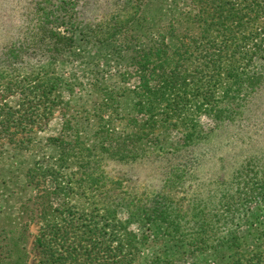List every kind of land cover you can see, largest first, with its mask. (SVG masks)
Listing matches in <instances>:
<instances>
[{"label":"rangeland","instance_id":"1","mask_svg":"<svg viewBox=\"0 0 264 264\" xmlns=\"http://www.w3.org/2000/svg\"><path fill=\"white\" fill-rule=\"evenodd\" d=\"M33 1L2 4L0 55L11 38L32 27ZM234 1L241 19L233 26L236 64L240 70L264 72V0ZM187 2L96 0L99 8L88 6L86 21L106 29L117 19L124 28L115 37L98 45L79 39L63 59L24 55L20 69L0 75L1 257L26 251L27 264H41L37 238L44 226L67 227L72 239L81 241L86 229L95 230L104 219L127 233L130 264H230L251 251H264V204L253 207L230 241L224 218L214 230L208 222L209 202L225 189L244 181L264 189V78L253 94L238 91L229 102L235 87L228 89L232 79L225 71L219 81L188 88L178 108L168 94L151 115L134 118L138 75L129 66L130 42L121 30L129 35L128 23L139 16L140 24L146 20L143 30L157 39L168 35L170 19L195 26L199 21L185 14ZM204 95H210L214 108L229 104L237 111L236 121L216 127L213 107L200 98ZM133 138L141 155L135 159ZM117 153L131 156L121 159ZM167 164L180 170L165 182ZM248 172L256 174L250 182ZM157 203L175 211L177 229L153 216ZM195 218L208 221L200 225ZM213 232L224 238L209 241ZM52 249L59 247L54 243Z\"/></svg>","mask_w":264,"mask_h":264},{"label":"trees","instance_id":"2","mask_svg":"<svg viewBox=\"0 0 264 264\" xmlns=\"http://www.w3.org/2000/svg\"><path fill=\"white\" fill-rule=\"evenodd\" d=\"M95 1L34 0L30 11V15L34 16L29 18L33 25L10 39L5 51L0 55V75L11 69H20L17 63L20 60L23 61L24 55L34 56L42 53L49 55L51 60L63 59L72 54L79 39L89 45H98L115 37L120 31L117 29L124 28L123 25L119 26L117 19L106 29L86 21V8L92 7ZM4 2L6 0H0V8ZM94 6L99 8L98 5ZM237 6L238 3L234 0H188L184 9L185 14L202 23L196 22L195 26L189 24L179 26L170 19L166 28L168 35L163 36L162 34L158 39L147 29L143 30L142 26L146 24V20L144 19V23L140 24V16L135 22L128 23L127 29H132L129 35L125 29L121 30L123 34L124 32L127 34L123 36L124 39L130 42L129 66L135 75H138L136 86L133 89V93L139 97V101L136 102L138 109L134 114L135 119L139 118L141 113L151 115L154 104L164 102L168 94L174 95V106L178 108L180 99L183 101L182 96L188 88L196 87L199 90L202 83H206L208 79L209 85L213 80L219 81L222 75H225V71L226 75L232 79L228 89L231 91L233 86L235 87L227 101L238 91L244 92L245 96L253 94L258 89L264 78V72L240 70L236 64L237 58L234 59L235 53H238V37L234 33L233 26L241 24ZM145 33L150 35H145ZM5 34L8 36V32ZM141 41L142 46H136ZM228 60L231 65L227 67L225 63ZM21 69L26 70L24 67ZM243 87L246 91H242ZM226 93L225 97L229 94L228 90ZM200 98L205 102H210V95ZM210 105L213 109L209 111L213 112L216 127L220 128L223 124L236 121L237 111L230 108L229 104L214 108L211 101ZM234 111H236L235 114ZM21 117L27 118L28 116L22 115ZM22 122L20 120L19 123ZM9 128L10 126L5 125L3 130L8 131ZM194 137L190 136L188 140L193 141ZM132 145V159L141 157L138 152V143L134 138ZM117 154L120 156V153ZM131 155L121 156L127 159ZM170 164L163 167L167 170L165 182L180 170L177 166L176 171V168H172ZM247 175L250 182L256 174ZM252 200L255 204L251 206L249 203ZM259 203L264 204V189L250 186L248 181H244L241 187L239 185L238 188H227L217 201L209 202V221L208 218L206 219L214 230L215 227H219V223L224 218V224H227L228 230H226L225 237L230 241L232 238L229 237L236 232L242 222H247L253 212V207ZM164 205L160 207L158 203L154 204L153 216L160 220H167L169 224H175L174 229H177L178 219L175 211L170 209L168 211V206L164 207ZM193 221L200 225L207 223V221H201V218H195ZM66 228L57 226L56 223L44 226L37 238V243L41 245L43 253L41 264H130L132 262V257L125 247L128 246L127 233L122 232L119 223L112 225L104 219L95 230L90 227L88 231L86 229L87 237L80 239L81 241L73 240L65 231ZM223 238L213 232L209 241ZM54 243L58 245V251L52 249ZM213 246L218 248V245ZM219 246L223 247L220 244ZM27 259L26 251H17L15 255L7 252L4 257L0 256V264H27ZM230 264H264V251H251L250 254L233 259Z\"/></svg>","mask_w":264,"mask_h":264}]
</instances>
